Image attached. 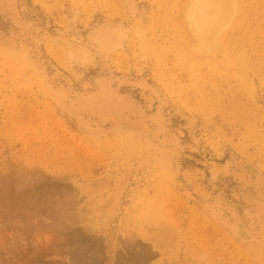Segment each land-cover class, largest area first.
<instances>
[{
	"label": "rangeland",
	"instance_id": "rangeland-1",
	"mask_svg": "<svg viewBox=\"0 0 264 264\" xmlns=\"http://www.w3.org/2000/svg\"><path fill=\"white\" fill-rule=\"evenodd\" d=\"M5 192L0 264H264V0H0Z\"/></svg>",
	"mask_w": 264,
	"mask_h": 264
},
{
	"label": "bare ground",
	"instance_id": "bare-ground-1",
	"mask_svg": "<svg viewBox=\"0 0 264 264\" xmlns=\"http://www.w3.org/2000/svg\"><path fill=\"white\" fill-rule=\"evenodd\" d=\"M203 1H204V0H203ZM211 1H212V0H211ZM214 1H215V0H214ZM215 3H216V2H215ZM216 5H217V4H216ZM199 6H200V4H199ZM198 9H199V8H198ZM196 11H197V10H196ZM221 11H223L222 8H219V9H218V8H215V7L210 8V6L207 5V4L201 5V6H200V10L197 11V13H198L197 26H198L200 32H202V34H203V35H202V41H201L202 43L206 44V43H205L206 32H207L208 30H210V28H212L211 25H212V19H213V17L216 18V17H217L216 14H221V13H222ZM194 12H195V11H194ZM199 13H202V14L199 15ZM223 14H224V13H223ZM221 15H222V14H221ZM227 15H228V14H227ZM225 17H227V16H225ZM217 18H218V17H217ZM220 19H221V18H220ZM217 27H218V26H217ZM215 29H217V28H215ZM212 30L214 31V29H212ZM209 32H210V31H209ZM212 33H213V32H211V34H212ZM208 34H209V33H208ZM199 39H200V38H199ZM197 40H198V39H197ZM206 42H207V40H206ZM200 44H201V43H200ZM207 48H208V47H207ZM209 48H210V46H209ZM209 48H208V50H209ZM210 49H211V48H210ZM218 64H219V63H218ZM216 68H217V67H216ZM219 71H220V70H219ZM221 71H222V70H221ZM26 174H27V173H26ZM24 175H25V174H23V176H24ZM29 176H30V175H29ZM11 177H13V176H11ZM14 177H15V175H14ZM16 178H17V177H15V179H16ZM26 178H27V177H26ZM33 178H34V177H33ZM29 179H30V178H29ZM31 179H32V178H31ZM13 180H14V179H13ZM17 180H18V181H17ZM33 180H34V179H33ZM39 180H41V179H39ZM15 181H17V183H21V180H19V179H16ZM37 181H38V180H37ZM7 182H8V181H7ZM9 182H10V181H9ZM9 182H8V183H9ZM30 182H33V181H30ZM35 182H36V181H34V184H35ZM40 183H41V182H40ZM11 184H12V181H11ZM22 184H23V183H22ZM22 184L19 185V186H22V187H19V188H20L19 191H17L19 188L15 187V188L17 189V190H15V191H17L18 194H19V192L21 191V189L24 188ZM5 185H9V184L6 183ZM32 185H33V183H32ZM35 185H37V184H35ZM24 186H27V185L24 184ZM37 186H38V185H37ZM57 186H58V185H57ZM47 187H48V186H47ZM3 188H4V190H6L7 188H10V187L4 186ZM3 188H2V189H3ZM5 188H6V189H5ZM13 188H14V187H13ZM26 188H27V187H26ZM26 188H24V189H26ZM56 188H57V187H56ZM28 189H29V188H28ZM4 190H3V191H4ZM8 190H9V189H8ZM30 190H31V189H30ZM30 190H29V191H30ZM49 190H50V188H49ZM3 191H2L1 194L4 193ZM24 191H26V190H24ZM65 191H66V190H65ZM67 192H68V191H67ZM22 193H25V192H23V190H22V191H21V194H22ZM63 193H64V191H63ZM65 193H66V192H65ZM5 194H6V195H2V196L0 195V197L3 198V196H4V199H5L6 197L8 198V196H9L10 193L8 194V193L5 192ZM18 194H17V195H18ZM42 194H43V193H42ZM45 194H46V193H45ZM45 194H43V195H45ZM59 194H60V193H59ZM52 195H53V194H52ZM19 196H21V195L19 194ZM31 196H33V194H32ZM71 196H72V195H71ZM11 197H12V195L10 196V201H11V199L14 198V197H12V198H11ZM23 197H24V196H23ZM51 197H52V196H51ZM2 198H1V199H2ZM7 198H6V199H7ZM28 198H29V197H28ZM28 198H25V199H28ZM65 198H66V197H65ZM8 199H9V198H8ZM14 199H15V198H14ZM17 199H18V198H17ZM21 199H22V198H21ZM25 199H22V200H21V201H22V204H23V202H24ZM40 199H42L40 196H36V195H35V198L33 199V201L30 199V201H32V203H31L30 201H29L28 203L25 202L26 204H28V205H26V206L28 207L27 209H30V208L32 209L31 213L33 212V208H34V210H35V208H38L39 206H41V205L43 204V203H42L41 205H39V204H40V203H39V202H40V201H39ZM50 199H51V198H50ZM70 199H71V198H70ZM45 200H48V199H45ZM63 200H64V199H63ZM66 200H67V198H66ZM68 200H69V199H68ZM4 201H6V200H4ZM53 201H54V200H53ZM69 201H70V200H69ZM15 202H16V201H15ZM5 203H6V202H4V205H5ZM30 203L33 204L34 206L30 205ZM46 203H47V202H46ZM50 203H51V202H49V206H50ZM56 203H57V202H56ZM62 203H63V201L61 202V204H62ZM65 203H66V202H65ZM74 203H75V202H74ZM14 205H15V204H13V207H12V208H14ZM58 205H59V204H56L57 209H56V207H54V205H52V206L54 207L55 210L53 209V207H51L53 211H51V209H50V211L53 212L52 215H53V217H54V218L52 217L53 219L50 218L51 220H53V222H52V227H54V228H51V230L56 228L57 231L61 230V228H60L61 226H59V220H60V218H57V217H60V216H61V215H60L61 211H59L58 209H60V210L63 211V209L60 208ZM64 205H65V204H64ZM67 205H68V202H67ZM7 206L9 207V205H7ZM24 206H25V205H24ZM45 206H46V205H45ZM49 206H48V207H49ZM60 206H61V205H60ZM72 206H73V205H72ZM41 207H42V206H41ZM48 207L46 208V209H47L46 211H49V210H48ZM62 207H63V206H62ZM66 207H68V206H66ZM69 207H70V206H69ZM69 207H68V209H69ZM3 208H4V207H3ZM16 208H18V209L20 208V209H21V206L19 207V204H17V206L15 205V208L12 209V210H13V211H16V210H15ZM31 209H30V210H31ZM38 209H40V208H38ZM43 209H45V208H43ZM43 209H42V210H43ZM68 209H67V211H68ZM71 209H72V208L70 207V211H71ZM74 209H75V208H74ZM74 209H73V210H74ZM9 210H10V209L8 208L7 211H4V212H6V214H7V212H8ZM21 210H23V209H21ZM36 210H37V209H36ZM36 210H35L34 213H36V212L38 211L39 216L41 217L40 212H41L42 210H41L40 212H39V210H37V211H36ZM65 210H66V209L64 208V211H65ZM13 211H11V212H13ZM17 211H18V210H17ZM46 211H45V212H46ZM58 211H59L60 213H59ZM4 212H2V213H4ZM29 212H30V211H29ZM45 212L43 211V214H44ZM34 213H32V214H30V215H33ZM0 214H1V213H0ZM12 214H13V213H12ZM41 214H42V212H41ZM16 215H17V214H16ZM25 215H26V214H25ZM37 215H38V214H37ZM67 215H69V214H67ZM67 215H66V216H67ZM12 216H13V215H12ZM12 216H11V217H12ZM22 216H23V215H22ZM42 216H43V215H42ZM45 216H46V215H45ZM49 216H51V215H49ZM72 216H73V215H72ZM31 217H33V216H31ZM34 217H35V216H34ZM36 217H37V216H36ZM61 217H62V216H61ZM8 218H9V217H8ZM41 218H42V217H41ZM45 218H46V217H45ZM13 219H15V218H13ZM31 219H32V218H31ZM48 219H49V218H48ZM75 219H76V218H75ZM70 220H71V219H70ZM72 220H74V219L72 218ZM62 221H63V220H62ZM74 221H75V220H74ZM76 223H77V221H75V223H73V224H76ZM62 225H64V224H62ZM57 226H59V228H58ZM69 227H70V226H69ZM71 227H72V226H71ZM71 227H70V228H71ZM65 228H66V227H65ZM68 230H69V229H68ZM166 230H167V229H166ZM169 231H170V230H169ZM74 232H75V231H74ZM64 233H65V232H64ZM70 233H71V231H70ZM53 234H54V233H53ZM54 235H55V234H54ZM56 235H58V234H56ZM166 236H167V235H166ZM55 237H56V236H55ZM160 243H161V242H160ZM72 245H73V244H72ZM74 245H75V244H74ZM77 246H79V245H77ZM97 246H98V245H97ZM100 246H101V245H100ZM69 247H70V246H69ZM72 247H73V246H72ZM74 250H75V248H74ZM73 252H74V251H73ZM75 252H76V251H75ZM83 252H84V251H83ZM89 253H90V252H89ZM75 255H76V254H75ZM86 256H88V255H86ZM96 257H97V255H96ZM84 258H86V257H84ZM84 258H83V259H84ZM122 258H123V257H122ZM79 259H80V258H79ZM99 259H100V258H99ZM99 259H98V260H99ZM85 260H86V259H85ZM127 260H128V258H127ZM129 260H130V259H129ZM80 261H81V260H80ZM77 262H79V261H77ZM127 262H128V261H127ZM82 263H83V261H82ZM117 263H118V262H117ZM91 264H92V263H91ZM98 264H99V263H98ZM125 264H126V263H125Z\"/></svg>",
	"mask_w": 264,
	"mask_h": 264
}]
</instances>
